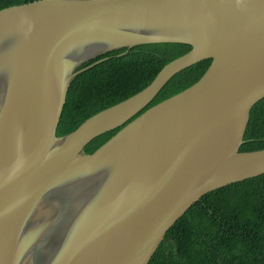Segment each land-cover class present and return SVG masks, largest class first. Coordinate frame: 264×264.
<instances>
[{"label": "water", "instance_id": "water-1", "mask_svg": "<svg viewBox=\"0 0 264 264\" xmlns=\"http://www.w3.org/2000/svg\"><path fill=\"white\" fill-rule=\"evenodd\" d=\"M154 43L191 49L141 91L58 135L72 81L104 59L84 63ZM206 59L198 81L144 110ZM263 98L264 0H33L0 9V264H149L204 195L264 174V149L240 150Z\"/></svg>", "mask_w": 264, "mask_h": 264}, {"label": "trees", "instance_id": "trees-1", "mask_svg": "<svg viewBox=\"0 0 264 264\" xmlns=\"http://www.w3.org/2000/svg\"><path fill=\"white\" fill-rule=\"evenodd\" d=\"M30 1L0 0V9ZM190 49L184 43L142 44L87 61L80 68L104 59L72 81L58 135L141 91ZM210 64L206 59L177 73L144 110L194 84ZM118 130L94 138L85 151L93 153ZM244 140L243 152L264 149V98L251 110ZM149 264H264V174L204 195L169 229Z\"/></svg>", "mask_w": 264, "mask_h": 264}]
</instances>
